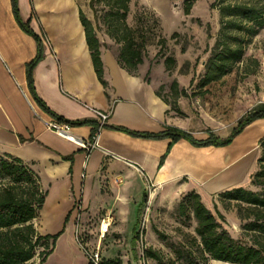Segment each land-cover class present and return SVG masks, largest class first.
I'll use <instances>...</instances> for the list:
<instances>
[{
  "label": "crops",
  "instance_id": "crops-1",
  "mask_svg": "<svg viewBox=\"0 0 264 264\" xmlns=\"http://www.w3.org/2000/svg\"><path fill=\"white\" fill-rule=\"evenodd\" d=\"M18 7L43 49L32 72L38 96L67 119L89 120L73 125L72 131L84 138L97 122L93 108L109 113L98 146L90 152L47 127L46 120L52 116L33 100L26 76L38 41L16 21L12 0H0V153L20 158L37 174L46 191L44 204L53 199L60 219L65 220L75 202L86 209L99 202L110 207L99 193L102 165L108 174L120 176L121 186L139 200L144 198L146 183L154 186L152 198L161 190L171 195L195 191L225 219L221 192L236 187L257 190L252 176L259 168L264 118L248 123L224 145H194L185 138L171 142L166 135L142 136L117 129L161 134L175 127L197 139L210 133L224 138L243 115L232 120L218 117L191 99L187 93L193 84L183 81L177 89L185 93L172 106L158 94L149 65L139 63L130 70L101 44L104 85L93 66L79 16L80 9L86 11L78 0H18ZM255 108H264V101ZM133 218L132 231L139 232Z\"/></svg>",
  "mask_w": 264,
  "mask_h": 264
},
{
  "label": "rangeland",
  "instance_id": "rangeland-1",
  "mask_svg": "<svg viewBox=\"0 0 264 264\" xmlns=\"http://www.w3.org/2000/svg\"><path fill=\"white\" fill-rule=\"evenodd\" d=\"M78 1L96 28L100 43L118 56L122 43L106 33L101 20L98 21L100 26L96 25L89 0ZM184 2L130 0L126 22L132 29L136 47L142 52L141 63L149 65L156 77L157 92L172 106L180 95L176 96L171 89L172 81L176 80L177 85L189 82L193 86L188 88L187 94L195 103L220 118H240L264 101V28L244 43L242 58L230 71L203 88L198 83L206 72V63L221 29L220 10L212 5L214 0H195L186 14ZM231 33L239 35L240 32L231 30ZM166 56L174 59L170 69L164 62ZM248 70L253 72L248 73ZM104 170L105 165H102L98 176L99 193L102 200L110 201V207L99 202L86 209L75 202L64 220L60 219L58 204L49 199L33 219V225L42 235L62 231L54 244L51 239L42 240L43 244L25 264H89L86 252L95 248L99 249L103 264L106 260L119 264H217L218 260H211L202 251L195 231L196 219L187 198L190 191L171 195L161 190L152 198L154 186L148 187L146 183L144 198L139 200L121 186L120 176H112ZM219 201L227 213V219L217 218L222 228L238 241L251 243L252 232H248L246 224L253 214L248 206L226 198ZM145 214L147 218L143 222ZM106 215H111L112 222L102 231L101 222ZM129 215L131 219L127 218ZM134 216L139 227L137 238L132 231ZM70 226L71 230L67 228ZM50 248L52 251L41 262L43 254L39 252ZM147 249L155 256H148Z\"/></svg>",
  "mask_w": 264,
  "mask_h": 264
},
{
  "label": "trees",
  "instance_id": "trees-1",
  "mask_svg": "<svg viewBox=\"0 0 264 264\" xmlns=\"http://www.w3.org/2000/svg\"><path fill=\"white\" fill-rule=\"evenodd\" d=\"M130 0H89V7L93 10L94 18L103 22L106 33L117 42L122 43L118 54V61L126 68L132 70L142 62V52L136 47L132 29L126 22ZM195 0H185L184 12L188 14ZM213 6L220 10L221 29L214 44L213 51L206 63V72L201 77L198 86H204L226 74L241 60L244 52V43L250 40L258 31L264 28V0H214ZM12 9L20 27L31 34L38 41L35 56L26 65V76L30 94L36 104L44 111L58 120L82 125L90 122L87 119L70 120L54 111L38 96L32 72L35 65L43 56L39 35L29 26V21L24 20L19 11L18 0H12ZM80 21L84 27L85 39L90 50L93 66L98 78L105 85L103 79V62L101 59L100 40L92 21L83 11H79ZM231 30L240 32L232 35ZM175 34V33H173ZM173 58L166 56L164 62L170 69ZM253 70H248L252 73ZM171 89L175 95L184 94L178 91L177 81L173 80ZM159 94V93H158ZM166 100V99H165ZM167 101V100H166ZM256 118H264V108H254L246 112L232 128L230 134L221 138L214 133L208 137L197 139L191 133L172 127L164 133L152 134L125 127L115 128L124 130L134 135L162 136L166 135L174 142L178 138H185L194 145H224L229 143L248 123ZM260 156L259 168L252 176V183L257 190L236 187L220 193L221 198L234 201L240 205H247L248 211L253 214L246 228L251 234V243H242L233 238L217 218L225 220L224 215L215 208L210 210L195 191L187 194L196 219L195 231L200 237L202 251L211 260H218L235 264H264V137L259 141ZM46 191L41 187L39 178L23 161L15 156L0 153V264H25L33 258L37 247L42 245V240L51 239L54 244L62 229L52 234H39L33 225V219L38 216L44 204ZM248 214V218L250 217ZM66 220V218H65ZM134 238L138 237L137 229ZM52 251V248L41 250V262ZM146 254L154 257L150 249ZM101 264L103 260L101 259ZM104 264H119L114 260H106Z\"/></svg>",
  "mask_w": 264,
  "mask_h": 264
},
{
  "label": "built area",
  "instance_id": "built-area-1",
  "mask_svg": "<svg viewBox=\"0 0 264 264\" xmlns=\"http://www.w3.org/2000/svg\"><path fill=\"white\" fill-rule=\"evenodd\" d=\"M93 113L96 116L97 122L90 136L87 138L76 135L72 131L73 129L72 123L63 121V120H58L53 116L46 120V125L49 129H51L55 133L65 136L70 140L76 141V143H78L87 152H90L91 150H93L94 148L98 146L99 133L102 127L106 125V121L109 116V113L107 111H103V110L96 109V108H93ZM146 215L147 214H145L143 217V222H145L144 220H146L147 218ZM111 222H112L111 215L104 216L101 222L102 231L107 230ZM86 254L89 259V264H100L101 263V256H100L98 248L90 250L89 252L87 251Z\"/></svg>",
  "mask_w": 264,
  "mask_h": 264
},
{
  "label": "bare ground",
  "instance_id": "bare-ground-1",
  "mask_svg": "<svg viewBox=\"0 0 264 264\" xmlns=\"http://www.w3.org/2000/svg\"><path fill=\"white\" fill-rule=\"evenodd\" d=\"M215 261H216V260H215ZM216 262H217V264H218V263H220V264H235V263H228V262H223V261H222V262H221V261H216Z\"/></svg>",
  "mask_w": 264,
  "mask_h": 264
}]
</instances>
